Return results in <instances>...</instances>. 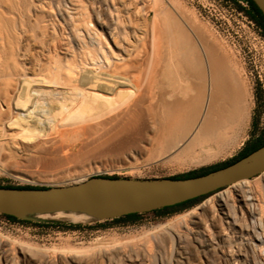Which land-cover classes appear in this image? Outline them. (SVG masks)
<instances>
[{"label": "bare ground", "instance_id": "1", "mask_svg": "<svg viewBox=\"0 0 264 264\" xmlns=\"http://www.w3.org/2000/svg\"><path fill=\"white\" fill-rule=\"evenodd\" d=\"M145 2L0 0L1 154L13 157L16 149L51 143L53 155H67L93 130L127 135L147 123L159 133L165 152L187 137L180 153L195 163L219 157L237 144L249 111L238 78L184 16L156 0L147 7ZM259 180L254 186L249 180L232 185L236 205L228 190L218 194L222 217L213 202L201 207V215L220 229L207 239L204 231L172 232L176 224L187 226L178 216L154 228L166 232L162 238L153 235L160 249L173 242L169 253L150 255L141 246L71 262L199 264L203 258L206 264H260L256 251L264 256V173ZM107 193L105 198L117 196ZM98 211L14 210L35 219L87 222L112 209L103 215ZM190 217L200 223L195 221L199 216ZM249 231L252 238L244 236ZM38 260L55 264L46 255ZM34 261L30 255L22 259L23 264ZM0 264H18L1 244Z\"/></svg>", "mask_w": 264, "mask_h": 264}, {"label": "rangeland", "instance_id": "2", "mask_svg": "<svg viewBox=\"0 0 264 264\" xmlns=\"http://www.w3.org/2000/svg\"><path fill=\"white\" fill-rule=\"evenodd\" d=\"M145 1L147 7L154 0ZM156 2L174 13H180L192 27L198 28L206 44L228 63L244 88L249 111L237 144L219 157L195 163L190 156L180 153L187 137L176 147L165 152L159 141V133L148 123L127 135L113 136L114 129L101 132L93 130L83 137L84 144L75 147L67 155H53L51 143L39 144L40 148L36 147L37 145L31 146L29 152L25 148L16 149L13 151V157L8 156L7 151H4L5 154L1 152V186L56 187L81 182L92 176L167 178L229 161L241 151L247 141L260 134L264 137V86H261L259 80L260 76L264 83V60L259 48L260 39L264 36L260 27L247 15L248 5L243 0H156ZM60 31L61 28L58 26L56 35ZM257 91H260L261 95L259 102L256 100ZM205 148L208 149L206 146ZM196 152L199 153L200 148ZM201 155L200 157H203L205 154ZM262 174L249 179L250 184L259 185ZM232 185L209 195L193 205L190 210L165 216H158L153 212L141 213L135 223H115L108 219L82 224L83 227L79 229L43 228L11 223L0 214V244L5 252L14 256L18 264H23L24 255L35 257L36 261L29 264H39L38 258L41 255H46L55 264H73L71 260L74 258L90 257L100 251L109 250L110 256H114V252L125 253L130 251L131 247L141 246L146 247L143 249L148 250L150 255H155L158 251L169 253L173 249V242L169 240L166 247L160 249L154 236L162 238L166 236V232L154 228L179 216L184 217L187 226L176 224L172 232L185 234L188 229L193 233L204 231L208 234L205 235L206 239L209 238L210 234L220 229L214 228L209 216L201 215L200 209L207 202H213L218 216L222 217L217 202L218 194L228 190L236 205ZM192 214L199 216L200 220L195 221L200 223L194 224L190 221ZM252 235L250 231L244 233L246 237L252 238ZM259 252L256 251L258 263L260 261V264H264V256ZM201 261L203 263L199 264H206L203 258ZM107 262V259H103V263Z\"/></svg>", "mask_w": 264, "mask_h": 264}, {"label": "water", "instance_id": "3", "mask_svg": "<svg viewBox=\"0 0 264 264\" xmlns=\"http://www.w3.org/2000/svg\"><path fill=\"white\" fill-rule=\"evenodd\" d=\"M252 1L264 16V0ZM263 172L264 146L228 166L185 179L92 176L65 186L38 189L0 187V214L35 223L82 225L170 207L249 180ZM107 192L117 196L105 198V194H109ZM33 206H43L47 212L64 207L82 210L97 208L99 215H103L106 208L112 209V212L87 222L36 220L14 212L16 208Z\"/></svg>", "mask_w": 264, "mask_h": 264}, {"label": "trees", "instance_id": "4", "mask_svg": "<svg viewBox=\"0 0 264 264\" xmlns=\"http://www.w3.org/2000/svg\"><path fill=\"white\" fill-rule=\"evenodd\" d=\"M247 3L248 5V9L246 10L247 15L249 16V18L251 20H253L261 29L262 31V35L264 36V16L262 15L261 11L257 8V6L253 3L252 0H243ZM260 91L256 92V100L257 102H259L260 100ZM262 146H264V137L263 135H258L257 137L247 141V143L244 145V147L241 149V151L231 160L226 161L224 163H220L208 168H201L192 172H189L187 174H182V175H176V176H171L169 178L172 179H185V178H190V177H195V176H200V175H204L207 174L211 171L223 168L225 166H228L244 157H246L247 155L251 154L252 152H254L255 150L261 148ZM110 178H117L116 176H112ZM0 187H5V188H27V189H38V188H46V187H33V186H1ZM203 197H198L195 199H191L188 201H185L183 203H179L170 207H164L161 209H157L152 211L154 214L158 215V216H165V215H169V214H173L175 212L184 210L186 208H189L197 203H199L202 200ZM140 214L139 213H134V214H128L119 218H114L111 220V222H115V223H135L138 220V216ZM6 217V219L11 222V223H19V224H30L32 226H36V227H43V228H75V229H79L82 228V225H73V224H58V223H35V222H30V221H26V220H20L17 219L13 216H8V215H4Z\"/></svg>", "mask_w": 264, "mask_h": 264}, {"label": "built area", "instance_id": "5", "mask_svg": "<svg viewBox=\"0 0 264 264\" xmlns=\"http://www.w3.org/2000/svg\"><path fill=\"white\" fill-rule=\"evenodd\" d=\"M245 2V1H244ZM246 3V2H245ZM247 4V3H246ZM260 50H261V53H262V57H263V60H264V38H261L260 39ZM263 65H264V61H263ZM259 80L261 82V86L263 87L264 86V83L262 82V79L261 77L259 76ZM6 218V217H5Z\"/></svg>", "mask_w": 264, "mask_h": 264}, {"label": "flooded vegetation", "instance_id": "6", "mask_svg": "<svg viewBox=\"0 0 264 264\" xmlns=\"http://www.w3.org/2000/svg\"><path fill=\"white\" fill-rule=\"evenodd\" d=\"M254 23H255V22H254ZM223 189H224V188H222V189H219V190H217V191H220V190H223ZM217 191H215V192H217ZM215 192H213V193H215ZM213 193H211V194H213ZM211 194H208V195L202 196V197H203V198H202V200H203V199H205L206 197H208V196H209V195H211ZM202 200H201V201H202ZM201 201H200V202H201ZM205 202H206V201H205ZM205 202H204V203H202V205H203V204H205ZM191 207H192V206H191ZM191 207H189V208H186V209H184V210H181V211H178V212H175V213H181V212H183V211L190 210V209H191ZM189 212H190V211H189Z\"/></svg>", "mask_w": 264, "mask_h": 264}]
</instances>
